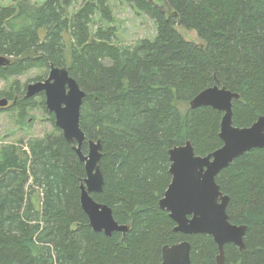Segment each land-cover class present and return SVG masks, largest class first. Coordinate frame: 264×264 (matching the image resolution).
Returning a JSON list of instances; mask_svg holds the SVG:
<instances>
[{
  "label": "trees",
  "instance_id": "obj_1",
  "mask_svg": "<svg viewBox=\"0 0 264 264\" xmlns=\"http://www.w3.org/2000/svg\"><path fill=\"white\" fill-rule=\"evenodd\" d=\"M112 1L0 4V57L10 60L0 79L39 70V82L52 66L68 69L86 93L81 129L103 144L104 188L92 196L129 230L108 237L92 229L81 206L85 164L44 95L26 99L27 86L15 81L4 93L8 110L23 125L41 108L53 132L0 148V264H162L164 247L185 241L192 264H217L213 237L175 232L160 201L172 181L171 149L191 142L207 156L223 146V113L192 109L198 94L214 86L239 94L236 127L264 116V0H117L157 26L154 40L130 47L117 42ZM217 183L230 199V222L248 228L244 251L226 245V264H264V149L235 160Z\"/></svg>",
  "mask_w": 264,
  "mask_h": 264
},
{
  "label": "water",
  "instance_id": "obj_2",
  "mask_svg": "<svg viewBox=\"0 0 264 264\" xmlns=\"http://www.w3.org/2000/svg\"><path fill=\"white\" fill-rule=\"evenodd\" d=\"M164 7L163 0H150ZM10 60L0 57V66ZM44 95L46 109L55 117L56 126L66 141L74 146L79 160L85 164L87 177L81 186V206L95 232L110 237L115 232L126 233L128 226L120 225L108 206L99 204L93 194L103 192L101 172L103 144L101 140H87L81 129V113L86 93L70 76L67 68L52 66L48 78L26 87V99ZM240 95L226 88L214 86L202 91L191 102L192 109L212 108L223 113L220 139L223 146L207 156H198L191 142L169 151L172 181L160 201V208L175 222V232L184 235L206 234L213 237L219 249L217 264H226L225 247L233 244L245 249L246 226L230 222L227 209L230 202L217 183L218 175L245 154L264 149V116L247 128L233 124V102ZM8 106L0 101V109ZM88 153H83L84 146ZM192 246L188 241L166 246L162 264H192Z\"/></svg>",
  "mask_w": 264,
  "mask_h": 264
},
{
  "label": "rangeland",
  "instance_id": "obj_3",
  "mask_svg": "<svg viewBox=\"0 0 264 264\" xmlns=\"http://www.w3.org/2000/svg\"><path fill=\"white\" fill-rule=\"evenodd\" d=\"M18 0H0L3 6L14 5ZM36 4H43L47 0H31ZM114 15L117 20L118 38L117 42L123 46H134L137 42L149 39L154 40L157 35V26L153 20L143 14H139L132 6L117 0L112 1ZM186 37L202 44L196 33L189 32ZM41 71L34 70L20 77H15L9 81L0 79V101L7 100L8 106L0 111V148L6 145L18 144L20 141L28 142L32 139L44 138L53 132L52 123L48 120V115L43 113L41 108L30 112L26 124L18 123L17 114L8 110L12 102L5 96V92L11 90V85L19 81L22 87L35 83V79L42 76ZM40 102V99H36ZM1 110V109H0Z\"/></svg>",
  "mask_w": 264,
  "mask_h": 264
}]
</instances>
